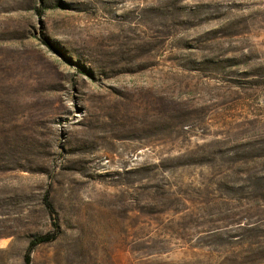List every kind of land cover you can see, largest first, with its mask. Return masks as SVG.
Returning <instances> with one entry per match:
<instances>
[{"label":"rangeland","instance_id":"obj_1","mask_svg":"<svg viewBox=\"0 0 264 264\" xmlns=\"http://www.w3.org/2000/svg\"><path fill=\"white\" fill-rule=\"evenodd\" d=\"M264 0H0V264H264Z\"/></svg>","mask_w":264,"mask_h":264},{"label":"trees","instance_id":"obj_2","mask_svg":"<svg viewBox=\"0 0 264 264\" xmlns=\"http://www.w3.org/2000/svg\"><path fill=\"white\" fill-rule=\"evenodd\" d=\"M263 206H264V199L262 198ZM55 238L54 234L46 233L42 235L34 236L28 243V246L25 250L23 255V263L24 264H32V252L40 244L47 243L52 241Z\"/></svg>","mask_w":264,"mask_h":264}]
</instances>
